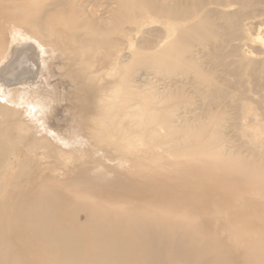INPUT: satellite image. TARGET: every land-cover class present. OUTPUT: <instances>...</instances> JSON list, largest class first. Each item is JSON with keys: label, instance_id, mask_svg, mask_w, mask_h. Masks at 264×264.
Returning <instances> with one entry per match:
<instances>
[{"label": "bare ground", "instance_id": "6f19581e", "mask_svg": "<svg viewBox=\"0 0 264 264\" xmlns=\"http://www.w3.org/2000/svg\"><path fill=\"white\" fill-rule=\"evenodd\" d=\"M198 8L169 0H0V228L21 224L22 231L38 240L31 244L34 250L58 258L59 264H168L170 257L182 264H222L218 255H201L196 261L202 236L194 251L188 244L199 231L188 227L193 210L214 213L219 195L195 200L191 188L198 181L193 183L185 166L170 163L173 170L167 173L150 163L163 159L162 154L176 155L208 170L217 184L225 177L257 190L264 187V170L250 159L247 163L214 148L218 136L212 131L204 138L206 125L175 123V100L181 97L166 86L156 94L151 82H137L133 74L139 64H151L161 74L182 69L179 63L184 61L192 63L186 54L187 34L203 38L211 31ZM146 14L159 19L161 30L155 43L142 50L125 26L132 23L140 30L148 21ZM191 19L195 22L188 26L176 24ZM125 44L131 58L123 55ZM46 52L65 61L59 69L65 68L62 74L76 81L81 98L74 132L66 135L55 128L58 99L51 88L36 85ZM172 100L173 109L165 108ZM46 106L50 116L39 115ZM259 138L256 132L249 137L255 151L264 144ZM109 161L120 164L119 169H112ZM134 176L143 180L133 183ZM79 186L91 190L71 196L59 189ZM158 190L159 198L130 210L89 201V196L135 192L148 197ZM61 202L71 207L70 215L53 225L56 213L50 207ZM80 215L83 224L78 223ZM0 235V264H20L26 260L24 253L32 261L34 250L22 236L8 233L5 240L2 229ZM244 242V250L251 244L255 250L245 264H264L259 245ZM12 247L18 250L6 260Z\"/></svg>", "mask_w": 264, "mask_h": 264}, {"label": "rangeland", "instance_id": "374dc122", "mask_svg": "<svg viewBox=\"0 0 264 264\" xmlns=\"http://www.w3.org/2000/svg\"><path fill=\"white\" fill-rule=\"evenodd\" d=\"M169 2L183 8L199 4L198 16H202L203 19L208 18L211 31L208 30V34L203 38L199 36L201 34H187L185 43L188 46V51L186 54L191 60V64L184 61L179 63L180 67H183L182 69L176 68L175 72L167 73L162 71L161 74H157L151 64H139V69L133 73L134 79L141 83L151 82L155 87L154 93L156 94L164 91L166 89L164 86L169 90L172 89L177 97H181L175 100L176 112L174 113L175 117L172 118L175 123L182 126L187 123L193 127L199 124L206 125L207 129L202 133L204 138L212 131L218 136L214 148L221 147L226 156L241 157L247 163L249 161L256 163L255 166L264 170V144L259 143L256 146L258 147L257 153L253 147L255 143L248 142L249 137L254 132L258 134V138L259 136L263 138L262 135H264V41H262L264 40V0H169ZM144 17L148 21L141 26L140 30L132 23H127L125 26L129 30V37L134 46L142 50H146L147 46H152L155 43L154 41L158 39L161 30L159 19L148 14ZM194 19L178 20L176 24L178 27L188 26L195 22ZM132 20H134L133 17ZM205 25L208 24L205 23ZM176 33L177 36H181L179 30ZM116 36L114 35L113 39ZM128 47L125 44L123 55L126 58H131ZM55 54L57 55V53ZM49 55L51 56V53L46 52L44 63L41 61L36 85L47 90L51 88L52 97L58 99L55 128L66 135L69 132L72 133L77 120L76 117L81 114L77 112L81 98L76 92V81H72L70 76H64L67 72L65 68L64 70L59 69L60 66L65 65V61L53 56L50 58ZM131 66H134V63H131ZM62 71H64V75ZM60 76L62 78H58ZM173 105L174 100L164 107L173 109ZM39 115L50 116L47 106L42 109ZM251 119H255L256 122L249 123ZM262 138H259L260 141L264 140ZM260 145L263 150L259 148ZM159 153L162 154L160 151ZM162 155L165 156L163 159H158L150 164L158 165L161 172L167 171V173H170L169 170H173L169 169L168 164L170 163L176 162L185 166V169L190 171L188 174L193 183L198 181V184L191 188L193 199L200 200L203 194L210 196L215 194L220 197V200L216 202V207H214V210L216 209L213 211L214 213L201 209L193 210L192 215L195 218L188 227L195 228L197 231L199 229V231L198 235H195L188 243L192 251H194L193 247L197 243L196 239L199 235L202 236L197 252L194 254L196 261L201 255L212 257L218 255L221 257L220 260L222 259V264H245L254 257L255 250L252 248V244L248 245L249 248L246 247L247 250H244V240L246 243L250 241L254 243L253 245H259L264 253V187L257 190L254 189L255 187H249L245 182L242 184L231 182L225 177L221 178L220 183L217 184L208 170L201 169L191 159L187 161L176 155ZM248 159L250 160L248 161ZM106 164L115 170H118L120 166V164H110V161ZM194 168L197 169L194 171ZM151 175L155 177L156 172H152ZM132 178L133 183H137L136 179L143 180L135 176ZM147 180H152V177L148 176ZM50 183L51 185L54 184L52 181L48 182V184ZM6 188L9 189V185ZM59 189L61 195L68 194L71 196L85 195L86 191L91 190L85 186H79L76 189L66 187ZM135 193L137 194L131 196L110 194L112 198L102 195L101 199H94L89 196V201L122 204L125 209L130 210L137 208V206L141 207L143 203L149 204L153 196L159 198L160 190L154 191L153 195L148 197H141L139 192ZM70 208L69 205L62 202L58 203L56 207H50L56 213L53 225H56V222L58 223L60 220L67 219L70 215ZM78 223H84L81 215ZM87 223L90 229V224ZM21 228V224L4 225L0 230H3L5 240H7L6 235L8 233L19 234L25 243L30 244L29 249L34 250L31 244L37 243L38 240L33 239ZM119 232L120 235L122 232L121 230ZM17 250L16 247L10 248L6 260L12 256L11 252ZM33 253L32 261L24 253L26 260L23 259L24 261L22 260L20 264H27V261L32 262V264H45L47 259L50 260L51 264H59L58 258L48 257V254L42 251L34 250ZM168 264H182V262L170 257Z\"/></svg>", "mask_w": 264, "mask_h": 264}]
</instances>
